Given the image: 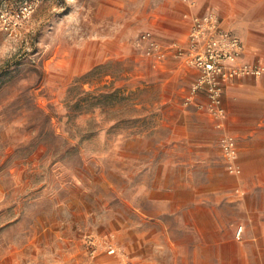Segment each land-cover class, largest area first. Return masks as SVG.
I'll return each mask as SVG.
<instances>
[{"label": "rangeland", "instance_id": "rangeland-1", "mask_svg": "<svg viewBox=\"0 0 264 264\" xmlns=\"http://www.w3.org/2000/svg\"><path fill=\"white\" fill-rule=\"evenodd\" d=\"M22 1L0 0V264H171L166 234L181 235L177 220L165 213L163 226L140 212L164 209L161 190L174 185L158 98L172 88L155 80L140 38L158 0H33L15 23ZM99 64L90 85L114 77L134 90L140 120L79 141L85 116L74 120L63 98ZM126 102L89 115L107 128ZM135 241L137 254L125 247Z\"/></svg>", "mask_w": 264, "mask_h": 264}, {"label": "crops", "instance_id": "crops-1", "mask_svg": "<svg viewBox=\"0 0 264 264\" xmlns=\"http://www.w3.org/2000/svg\"><path fill=\"white\" fill-rule=\"evenodd\" d=\"M209 9L241 39V59L264 66V0H158L149 10L148 30L166 49L163 59L149 56V62L155 80L172 88L158 98L165 104L166 165L174 185L161 190L164 209L140 212L163 226L165 213L177 220L181 235L166 234L171 264L179 253L185 264H264V71L223 83L225 114L217 119L201 106L204 94L184 100L198 70L169 47L173 41L186 45L191 16ZM224 134L235 138L239 174L227 170L219 144ZM137 243L125 247L137 254Z\"/></svg>", "mask_w": 264, "mask_h": 264}, {"label": "built area", "instance_id": "built-area-1", "mask_svg": "<svg viewBox=\"0 0 264 264\" xmlns=\"http://www.w3.org/2000/svg\"><path fill=\"white\" fill-rule=\"evenodd\" d=\"M34 9L33 0H23L14 11L15 23L27 17ZM4 14L1 13L0 17ZM12 23L9 20V23ZM141 41L146 42V52L161 60L166 55V49L152 36L150 30L141 34ZM184 62L198 70L184 96L186 102H193L199 94H204L205 102L201 104L213 117H224L222 104L223 83L235 77L246 75L258 76L263 73L264 66L258 62H248L241 59L243 44L239 36L220 25L217 12L209 9L201 14L191 16V25L187 44L177 41L169 44ZM220 125V123L218 122ZM223 156L227 159V170L232 174L240 173L236 163L237 147L235 138L224 134L219 139ZM241 228L237 229L239 234ZM108 253L117 252V247L107 244ZM130 264V263H128Z\"/></svg>", "mask_w": 264, "mask_h": 264}, {"label": "trees", "instance_id": "trees-1", "mask_svg": "<svg viewBox=\"0 0 264 264\" xmlns=\"http://www.w3.org/2000/svg\"><path fill=\"white\" fill-rule=\"evenodd\" d=\"M102 68H104V64L95 65L75 78L63 98L64 108L74 120L79 116H85L81 122L76 123L75 135L79 141L91 138L104 129L105 132H108L112 128H118L123 122L133 127L136 121L140 120V114L136 113V102L131 101L134 90L126 85H114V77L110 80H96L94 85H90L93 82L94 74L98 73V71L100 72ZM85 83L89 85L84 87L83 84ZM112 98H115L117 101L120 99L127 100L128 113L125 115L121 113L116 114L109 126L104 128L101 121L95 122L89 114L96 109H98L99 113H103L106 103Z\"/></svg>", "mask_w": 264, "mask_h": 264}]
</instances>
